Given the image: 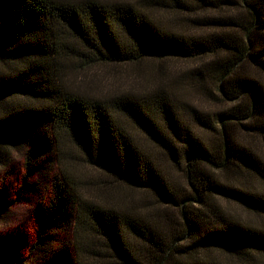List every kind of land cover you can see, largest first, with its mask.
I'll return each mask as SVG.
<instances>
[{"label":"trees","instance_id":"obj_1","mask_svg":"<svg viewBox=\"0 0 264 264\" xmlns=\"http://www.w3.org/2000/svg\"><path fill=\"white\" fill-rule=\"evenodd\" d=\"M234 5L237 0H146L145 6L0 0V171L20 153L26 164L21 188L52 190L32 209L34 237L10 240V245L0 239V264L101 259L103 254L90 244L82 246L87 233L119 264H221L216 253L232 262L264 264V226L243 222L222 203H236L264 217V193L234 188L217 174L238 169L264 183V162L234 133L238 129L264 137V0H242L244 15H206ZM155 8L191 18L204 11L188 22L214 31L208 36L168 31L147 10ZM146 59L200 62L191 72L199 81L209 76L217 81L227 109L211 119L190 106L193 126L181 101L165 86L97 97L66 82L67 60L85 70ZM246 65L253 73L243 71ZM197 128L219 133L221 146ZM135 131L172 163L181 166L183 161L186 191L170 182ZM65 142L117 183L179 208L184 219L181 245L168 242L141 215L90 203L79 193L72 172L57 161ZM32 176L36 179L30 184ZM12 209L13 202L0 188V220ZM71 231L74 244L62 239Z\"/></svg>","mask_w":264,"mask_h":264},{"label":"rangeland","instance_id":"obj_2","mask_svg":"<svg viewBox=\"0 0 264 264\" xmlns=\"http://www.w3.org/2000/svg\"><path fill=\"white\" fill-rule=\"evenodd\" d=\"M104 1H127L145 6L146 0ZM237 1L238 5L227 6L226 9L221 11L211 10L206 15L223 16L230 14L237 15L238 13L244 15L245 11L241 6L242 0ZM147 10L163 28L174 33L208 36L214 31L206 27L199 28L188 22L193 17L204 15V11L198 15L194 14L191 18L189 15H182L160 8H155L151 11ZM212 60V58H208V61ZM164 61L146 59L139 64L92 67L80 70L79 68L76 69L78 67L76 62L67 60L65 61V65L69 67V70L66 75V82L74 90L78 89L87 95L97 97L111 95L114 92L132 91L139 94L148 93L149 90L152 91L159 86H165L167 90L181 101L180 106L182 107L183 114L193 126L195 124L190 118L188 107L192 106L199 109L211 119H214L215 115L227 109L228 105L219 97L217 81L210 76L199 81L197 77H194L193 72H191V70L200 67V62L180 59H169L163 63ZM243 71L245 73H253V68L250 65H246ZM196 130H199L202 137L210 140L217 147L221 146L222 139L219 133H213L201 128H197ZM135 133L144 150L151 154L153 160L162 168L170 182L186 191L188 185L184 174L185 166L183 161L181 166L172 163L164 152L151 145L141 133L137 131ZM234 133L241 144L251 149L264 162V137L247 134L238 129ZM62 152L63 154H56L57 161L62 167H66V170L68 169L72 172L79 193L88 199L90 203L98 201L105 206L114 207L123 212L141 215L152 226H157V229H160L168 242L171 244L176 243L177 246L181 245L179 240L184 235V219L179 208L158 203L151 193L117 183L98 168L90 166L86 162L84 154L68 142H65ZM14 158L15 160L12 161L10 166L0 171V188H5L8 198L13 202V209L10 215L6 219L0 220V239L5 240L7 244L10 240L16 239L17 241L18 238L34 237L36 224L32 215V209L36 204L41 202L43 197L44 199H48L52 191L50 189L46 190L44 187H42L43 190L40 192L35 188L30 191H24L21 187L26 176L25 159L20 153H16ZM61 160L63 164L60 163ZM217 174L222 181L234 186V188L264 193V183L244 171L231 169L228 172H217ZM35 179V176L28 178L29 183L33 184ZM222 203L226 210L243 220V222L250 220L253 224L264 226V217L254 216L236 203L228 201H223ZM84 237L85 243L82 244V246L84 245L83 247L88 243L103 254L101 259L87 260V264H119L115 259L106 256L108 252L99 239L94 238L89 233ZM62 239L72 241L74 244L73 231L64 232ZM215 255L221 264H241L235 261V263L230 260L228 261V257H224L218 253ZM145 264H150V262L146 261Z\"/></svg>","mask_w":264,"mask_h":264}]
</instances>
